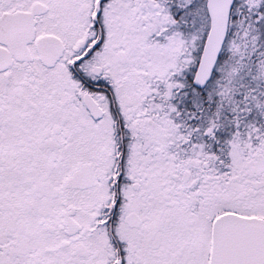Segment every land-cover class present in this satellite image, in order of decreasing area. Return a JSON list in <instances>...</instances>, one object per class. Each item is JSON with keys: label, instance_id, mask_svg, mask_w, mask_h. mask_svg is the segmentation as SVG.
Segmentation results:
<instances>
[{"label": "snow or ice", "instance_id": "snow-or-ice-1", "mask_svg": "<svg viewBox=\"0 0 264 264\" xmlns=\"http://www.w3.org/2000/svg\"><path fill=\"white\" fill-rule=\"evenodd\" d=\"M0 264H264V0H0Z\"/></svg>", "mask_w": 264, "mask_h": 264}]
</instances>
